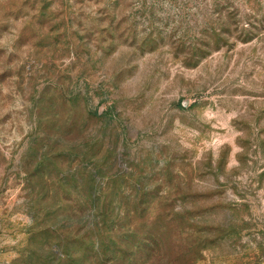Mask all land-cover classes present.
<instances>
[{"label": "rangeland", "instance_id": "374dc122", "mask_svg": "<svg viewBox=\"0 0 264 264\" xmlns=\"http://www.w3.org/2000/svg\"><path fill=\"white\" fill-rule=\"evenodd\" d=\"M92 185L161 264H264V0H0V264H72Z\"/></svg>", "mask_w": 264, "mask_h": 264}, {"label": "trees", "instance_id": "16d2710c", "mask_svg": "<svg viewBox=\"0 0 264 264\" xmlns=\"http://www.w3.org/2000/svg\"><path fill=\"white\" fill-rule=\"evenodd\" d=\"M99 173L100 171L96 170L93 174L94 178ZM78 188L80 187H75V190ZM78 197L82 207L80 213L83 215L80 221L87 224L89 234L78 239L76 243L66 241L62 237L66 233H63L59 243L54 245L63 250L66 259L70 257L74 259L71 260L72 264H161L167 259L168 240L163 231L168 229L164 227L161 230L160 227L157 231L156 219L152 218L142 230H132V221H130L132 212L143 207V198L138 200L137 195H134L133 199L124 200L123 204L128 206L125 214L122 212L119 218L115 221L112 219L110 224L106 218L111 216L104 213L102 209L104 206L117 204L114 195L109 197L110 202L106 205L109 199L108 194H104L101 187L92 185L87 201H83L81 196ZM131 207L133 210H130ZM111 213H115V210ZM54 246L51 248L56 250ZM72 248L75 249L71 252ZM167 264H171V257L168 258Z\"/></svg>", "mask_w": 264, "mask_h": 264}]
</instances>
